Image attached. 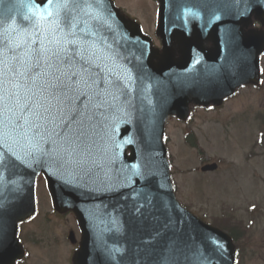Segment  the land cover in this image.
Instances as JSON below:
<instances>
[{
	"label": "water",
	"instance_id": "obj_1",
	"mask_svg": "<svg viewBox=\"0 0 264 264\" xmlns=\"http://www.w3.org/2000/svg\"><path fill=\"white\" fill-rule=\"evenodd\" d=\"M27 3H0V34L20 41L43 33L53 47L47 40L54 37L55 6L36 0L40 19ZM159 3L161 50L112 0H76L73 15L88 33L77 39L98 66V86L77 83L87 96L72 94L63 118L54 107V119L39 122L35 139L10 135L0 141V264L23 255L17 223L34 212L39 173L54 207L76 214L82 236L73 264H234L231 238L175 198L164 123L169 115L185 120L189 103L220 105L239 86L257 84L264 33H245L249 11H232L228 0ZM257 17L264 24V14Z\"/></svg>",
	"mask_w": 264,
	"mask_h": 264
},
{
	"label": "rangeland",
	"instance_id": "obj_2",
	"mask_svg": "<svg viewBox=\"0 0 264 264\" xmlns=\"http://www.w3.org/2000/svg\"><path fill=\"white\" fill-rule=\"evenodd\" d=\"M115 2L138 18L154 43L159 44L155 35V0ZM262 67L264 69V58ZM190 134H194L198 148L188 144ZM164 141L177 199L197 216L225 229L231 231L233 224H239V234L245 233L246 238L241 239L240 244H247L243 252L239 251L238 264H264V166L260 156H250V152L264 153V77L261 85L240 90L221 108H192L191 117L186 122L169 118ZM247 157H251L247 160L249 164L243 163ZM212 161L218 164L215 172H200L202 164ZM251 170L258 176L249 182L242 175L249 174ZM232 176H240L234 186L230 181ZM37 200L40 219L49 214L52 221L58 222L48 213L50 196L43 178L37 183ZM42 228L33 225L30 233L38 235L43 232L45 237L47 230L44 225ZM48 241L47 237L44 242ZM61 241L62 244L52 246L49 251L47 257L52 259L49 264H54V261L56 264H68L70 244ZM44 248L32 247L26 263L32 264Z\"/></svg>",
	"mask_w": 264,
	"mask_h": 264
},
{
	"label": "snow or ice",
	"instance_id": "obj_3",
	"mask_svg": "<svg viewBox=\"0 0 264 264\" xmlns=\"http://www.w3.org/2000/svg\"><path fill=\"white\" fill-rule=\"evenodd\" d=\"M53 5L56 8V19L52 21L55 24L54 37L47 40V44L53 47L46 46L43 33L20 41L0 34V141L10 135L25 140L35 139L41 135L39 122L54 119V107L63 118L64 106L66 102L70 103L72 94L87 96V92L78 91L77 83L85 88L98 86L93 79V69L98 66L93 64L87 49L77 39L78 33H83L84 37L88 33L80 26L78 16L73 15L74 10L79 9L76 0H47L46 7L50 9ZM26 6L33 16L44 18L42 5L36 0H28ZM47 15L52 16L53 12L48 10ZM61 15L62 22L59 19ZM17 32L27 33V30L19 29ZM37 41L39 46L34 47ZM77 64L80 65L79 71H67L75 69ZM53 100L57 105L52 104ZM73 111L79 115L78 111Z\"/></svg>",
	"mask_w": 264,
	"mask_h": 264
},
{
	"label": "flooded vegetation",
	"instance_id": "obj_4",
	"mask_svg": "<svg viewBox=\"0 0 264 264\" xmlns=\"http://www.w3.org/2000/svg\"><path fill=\"white\" fill-rule=\"evenodd\" d=\"M228 1H229L228 7L232 11L234 8L237 11H243L244 14H246V12L249 11V14L247 15L248 18L246 19L247 22L245 25L242 26L243 31L245 33L249 32V31L259 33V34L264 33V24L261 21H259L260 19L257 17V16L264 14V5L262 6V3L259 0H252V1L247 0L245 3L244 2H238L236 4L233 2V0H228ZM156 2H157V6H156V24H157V22L159 21L158 15H157L159 3H158V1H156ZM214 4L217 5V1H214ZM156 24H155V26H156ZM157 45H159V44H157ZM207 45H211V43H208ZM260 58H261V80H260V83L257 86L245 85L242 88H239L236 91V93L240 89H244L247 87L256 88L262 84L263 77H264V69L262 67V60L264 58V54ZM192 108H195V107L191 106L190 111ZM209 108L215 109V107H213V106H209ZM254 147L255 146L253 145L252 149ZM250 153H248L247 155L250 154V156H252V157L258 155L257 156L258 158H259V156L262 158V161H263L262 167H263L264 166V159H263L264 156H262V155H264V153L263 152L262 153L261 152H259V153L250 152ZM250 158L251 157H247L245 160H243L244 161L243 163L249 164L250 162L247 160H249ZM246 166H248V165H246ZM242 176L247 178V180L249 182H252L253 178H256V176H258V175L256 173H253V170H251V172L249 174H244ZM235 177L236 176H232L230 178L231 185L233 184V186H234V183H236L238 180H240V176L239 177L237 176L236 179L233 180ZM258 178H260V177H258ZM40 179H41V175L38 177L37 180L39 181ZM38 209H39V206H38V204H36V213L31 218L27 219L26 221L19 223V225H18V238H19L20 243L23 245L24 250H23L22 257L20 259H18L15 262V264H27L26 262H28L30 259L31 248L34 247V249H40V247H44V246H45L44 252L39 254L37 256V258H34L32 261V264H45V262L49 264L52 259L47 257V255H48L49 251L51 250L52 246L62 244L61 240H64V242H67L70 244V247H68V254L69 255H68V261L67 262H68V264H73L72 258H73L74 252L79 247V241H80V237H81L80 227H79V224H78V221H77L75 214L69 210H66L64 212L59 211L58 209H56L54 207L53 204H51V201H50V209H49L48 213H50V215L52 217H54V219L58 220V222H54L49 217V214H45L44 217L42 219H40V217H39L40 212ZM67 216H70V218H67ZM37 219H39V222L36 223L35 221ZM73 220H74V223H73ZM74 224L76 225V227L74 226ZM33 225H37L38 227H41L42 230H43L42 226L44 225V228H46L45 231L47 230L48 235L46 233L45 237H43L42 236L43 232L39 233L38 235L35 233H30V228ZM71 236H72V239H71ZM47 237L49 239V241H48L49 243L44 242ZM2 240L6 241V238H4V234H2ZM246 244L247 243H245L242 246V248H245ZM54 258H57L56 255L54 256ZM56 263L57 262L54 261V264H56Z\"/></svg>",
	"mask_w": 264,
	"mask_h": 264
},
{
	"label": "trees",
	"instance_id": "obj_5",
	"mask_svg": "<svg viewBox=\"0 0 264 264\" xmlns=\"http://www.w3.org/2000/svg\"><path fill=\"white\" fill-rule=\"evenodd\" d=\"M190 141L191 142L195 141V138L193 136H191Z\"/></svg>",
	"mask_w": 264,
	"mask_h": 264
}]
</instances>
